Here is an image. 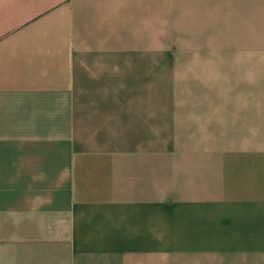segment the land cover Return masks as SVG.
<instances>
[{
    "label": "crops",
    "instance_id": "obj_1",
    "mask_svg": "<svg viewBox=\"0 0 264 264\" xmlns=\"http://www.w3.org/2000/svg\"><path fill=\"white\" fill-rule=\"evenodd\" d=\"M167 19L0 0V264H264V0Z\"/></svg>",
    "mask_w": 264,
    "mask_h": 264
},
{
    "label": "rangeland",
    "instance_id": "obj_2",
    "mask_svg": "<svg viewBox=\"0 0 264 264\" xmlns=\"http://www.w3.org/2000/svg\"><path fill=\"white\" fill-rule=\"evenodd\" d=\"M167 0H160V39H159V47L161 49V60L165 58L164 55H162L163 51L167 49L169 46V40H168V33H167ZM155 42V41H154Z\"/></svg>",
    "mask_w": 264,
    "mask_h": 264
}]
</instances>
